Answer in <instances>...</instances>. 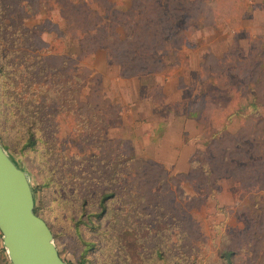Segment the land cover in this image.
Wrapping results in <instances>:
<instances>
[{
	"label": "rangeland",
	"instance_id": "1",
	"mask_svg": "<svg viewBox=\"0 0 264 264\" xmlns=\"http://www.w3.org/2000/svg\"><path fill=\"white\" fill-rule=\"evenodd\" d=\"M31 1L22 0L24 15L19 11L27 30L22 37H26L28 49L34 51L45 44L49 48L60 46L56 33L63 26L59 9L30 6ZM122 1L129 2L110 0L109 8ZM160 1V16L182 14L171 28L179 32L174 34L178 35L176 38L172 37L171 51L156 48L135 65L128 53L121 67L103 48L78 60L75 44L69 38L64 41L70 58L90 70L86 84L101 86L104 97L117 104L116 114L107 117L99 139L91 137L87 141L79 136V131L89 128L81 129L66 114H72L74 106H58L52 120L57 127L53 150L43 145L38 152L18 151L20 143L17 130L12 128L14 124L10 122L4 128L0 119V131L15 149L5 150L26 172L32 188H37L34 198L38 214L50 228L61 258L70 264H123L125 260L128 264H222V252L227 250L233 252V264H264V183L257 178L248 182L235 180L228 174L250 171L243 159L261 158L250 148L253 143L248 134L253 131L252 119L257 116L252 106V83L258 77L264 80V69L257 67L264 59V0H171L170 10L167 0ZM86 2L95 5L94 0ZM102 17L107 27L109 19L104 12ZM203 17V23L192 22ZM10 31L11 58L19 62L21 45L12 40L18 31L14 27ZM28 64L27 74L30 72L28 75L33 77L39 66L32 58ZM139 66H147L148 72L134 74L133 68ZM43 87L49 88L47 97L57 105L55 87L50 82ZM66 89L70 97L71 87L67 85ZM193 110H199L198 114H190ZM257 117L264 118V107ZM209 142L212 148L208 147ZM242 142L247 145L241 146ZM109 147L118 158L145 159L162 167L166 178L179 176L181 183L178 187L158 184L141 190L134 188V181L124 190L122 169L118 173L122 188L118 198L110 202L108 215L101 223L90 217L99 229L82 225L78 231L74 221L81 213L79 202L75 198L61 201L57 185L60 181L67 185V180L76 188L75 193L89 192L86 214L96 213L91 197L110 178L104 172L109 169L110 160L105 161ZM241 147L245 148L242 152L234 150ZM221 158L232 166L217 165ZM209 166L215 168V174L228 176L214 180L213 185L201 182V175L209 177L203 173ZM72 170L83 178L69 180L65 176L64 180L63 175ZM127 190H131V195L136 190L139 200V195L152 196L161 207L155 210L153 204H143L142 200L135 206L127 198ZM126 213L130 229L121 233L119 242L115 239L116 229L125 222ZM134 227L140 237L137 241L129 234ZM84 241L95 242L96 248L86 251ZM0 264H11L1 233Z\"/></svg>",
	"mask_w": 264,
	"mask_h": 264
},
{
	"label": "trees",
	"instance_id": "2",
	"mask_svg": "<svg viewBox=\"0 0 264 264\" xmlns=\"http://www.w3.org/2000/svg\"><path fill=\"white\" fill-rule=\"evenodd\" d=\"M21 1L0 0V84L1 89H3V92L0 93V119L3 120L4 128L10 122L14 124L12 128L17 130L18 142L20 143L18 151H24V153L41 151L43 145L48 150H53L55 144L52 139L57 127L52 120H54V117L58 113V106H67V108H70V105L74 106V112L70 114L67 111L66 114L70 115L74 119V122L82 127L81 129L85 127L89 128L79 131V136L87 141L91 137L99 139L104 130L107 117L116 114L115 109L117 104L110 103V100L104 97L101 86H97L95 83L93 86L86 84L91 72L89 69L80 66L78 60L85 55L95 52L97 49L103 48L110 52L114 64L123 67L124 55L128 53L132 54L131 64L135 65L136 62H139L144 57L147 58L156 48L166 52L168 50L171 51L172 47H174L172 37L176 38L178 35L174 34L179 33H175L171 28L182 19L181 13L174 14L172 17L164 14L160 16L157 11L159 4L162 5L160 0H129L128 3L122 1L119 6L115 7L114 5L111 9L109 8V6H112L109 4L110 0H94V6L88 4L86 0H32L30 6L38 5L41 8H46V10L52 6H57L63 24L56 31L57 41L60 46L49 48L44 43L46 47H41L37 50L33 49L34 51H32V49H28L29 45L26 44V37H22L24 33H27V30L21 17H19L20 10L22 11V15H24ZM118 1L116 0V2ZM171 2V0L166 1V7L169 10ZM11 6L17 8L12 9ZM123 11L124 13H122ZM102 12L109 19L107 27H105ZM204 19L205 17L193 20L191 18L194 23H203ZM132 23H134V26ZM12 27L17 28L18 31V35L14 36L12 40L21 45L19 47V62H14L9 49L12 42L8 32H11L10 28ZM67 38L75 44L78 60L70 58L64 42ZM30 58L35 60L36 66H39V70L36 69L33 77L28 75L30 72L27 74ZM259 63L258 69H264V59ZM19 65L23 67L19 68ZM133 69H135L134 74L136 75L148 72L147 66L134 67ZM40 73L41 76L38 77L37 74ZM90 80H94V78ZM49 82L51 83V87H55V90L58 92L56 101L58 102L59 100V102L57 105L56 102H51L54 99L50 101L51 98L47 97L49 88L43 87L45 83ZM67 85L71 87L70 97L67 96ZM252 85V106L254 111H256L254 113L259 116L261 107H264V92L261 91V89H264V80L259 77L255 78ZM85 88L88 89L87 92L84 91ZM28 89H30L29 92ZM96 111L100 112L95 113ZM197 112L199 110H193L190 114H198ZM196 116L199 117V115ZM257 116L254 115L252 119L253 131H250L248 135L250 137L249 141L253 143L250 148H254L253 153L256 157L261 156V158L241 160L242 162L245 161L246 167L251 170L242 174L235 172L228 173L235 180L240 179L248 182L249 179L257 178L264 183V151L261 150V148H264V118ZM0 141L5 149L15 150L8 143L7 137L1 131ZM207 145L209 148H212L211 142ZM243 145H247V143L242 142L241 146ZM244 149L243 147L234 148L235 151L239 152H242ZM105 157L106 163L108 159L110 161H108L109 169H104V172L110 178L104 182V185H100L93 191L94 195L91 199L95 201L96 213L86 214V205L90 199L88 196L89 192L81 195L75 193L76 188H73L72 184L65 179V176H69V180L83 178L80 175L81 173L75 174V170H72L68 175L64 174L63 179L66 180L64 183H67V185L61 184L62 181H60V185H57L58 179L55 181L57 187L60 188L57 189V193L60 195L61 201H71V198H75L79 202L78 206L80 209L78 211H81V213L79 218L74 221V226L78 231L82 225L92 230L99 229L98 225L92 223L90 217L94 216L101 223L103 218L108 215L110 202L118 198L122 188L118 175L122 169H124L125 179L124 190L134 181L137 183V185L135 183L136 186L134 188L141 187V190L151 189L158 184L162 186L168 185V187H178L181 183L179 176L166 178V171L162 167L153 166V164L145 159L129 157L124 160L122 157L118 158L117 154L113 153L112 148L106 151ZM216 164L219 166L228 164V168H230L233 163L221 158L216 161ZM103 168H105L104 165ZM199 168L204 169L202 166H199ZM209 168L208 171H206V168L203 170V173H206L209 177H202V175L199 177V180L203 183H212L223 176H228L227 174H215V168L211 166ZM162 176L164 179H162ZM141 177H143L142 179L146 178L145 181L142 182ZM187 180H190L189 177ZM69 185L71 188L67 189ZM206 190L207 187H204V192ZM33 191L35 194L37 188L34 187ZM133 192L135 195H131V190H127V198L130 199V203L134 202L135 206L136 204L139 205L140 200H142L143 204H153L152 208L155 207V210L161 207L157 199L154 201V197L143 198L139 195V200L137 191L134 190ZM155 204H157V207ZM37 210L38 208L35 206L34 212L39 216ZM83 216L89 218L83 220ZM127 217H129L128 213L124 215L125 222L118 224L119 228L116 229L117 234L115 239L119 242L121 241V233L123 231L127 232L126 228L130 229V225L126 224ZM136 230L137 228L134 227L133 231L129 232V234L133 235L134 240L137 241L140 237ZM84 244L86 251L96 248L95 242L85 243L84 241ZM156 252L159 253L158 250ZM58 254L60 255L59 251ZM232 254V250L223 251L221 256L223 258L222 264H233ZM123 264H128L127 260Z\"/></svg>",
	"mask_w": 264,
	"mask_h": 264
},
{
	"label": "water",
	"instance_id": "3",
	"mask_svg": "<svg viewBox=\"0 0 264 264\" xmlns=\"http://www.w3.org/2000/svg\"><path fill=\"white\" fill-rule=\"evenodd\" d=\"M26 172L0 144V233L11 264H70L58 254L53 234L34 212Z\"/></svg>",
	"mask_w": 264,
	"mask_h": 264
}]
</instances>
